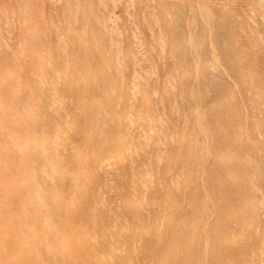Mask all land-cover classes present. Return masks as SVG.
Returning a JSON list of instances; mask_svg holds the SVG:
<instances>
[{
  "label": "rangeland",
  "instance_id": "374dc122",
  "mask_svg": "<svg viewBox=\"0 0 264 264\" xmlns=\"http://www.w3.org/2000/svg\"><path fill=\"white\" fill-rule=\"evenodd\" d=\"M0 126V264H264V0H0Z\"/></svg>",
  "mask_w": 264,
  "mask_h": 264
},
{
  "label": "bare ground",
  "instance_id": "6f19581e",
  "mask_svg": "<svg viewBox=\"0 0 264 264\" xmlns=\"http://www.w3.org/2000/svg\"><path fill=\"white\" fill-rule=\"evenodd\" d=\"M1 127V126H0ZM8 149V148H7ZM11 153L8 151L7 152V150H3V155L4 156H8V155H10ZM3 156V157H4ZM5 158H7V157H5ZM24 158V159H23ZM22 158V162H26L28 159H26L25 160V158L26 157H23ZM10 160V159H9ZM25 160V161H24ZM2 175V174H1ZM4 180V179H3ZM7 186V185H6ZM10 192H11V190H10ZM13 192V191H12ZM10 194V193H9ZM29 196V195H28ZM33 198V197H32ZM32 198H30V199H32ZM36 204V203H35ZM1 207H4V211H5V214H6V216L5 217H7V215L9 216V214H8V209H9V205H8V198L7 197H5L3 200H2V203H1V205H0ZM32 209V208H31ZM2 214H4V213H2ZM58 214H60V213H58ZM7 219H8V217H7ZM38 219V218H37ZM7 221V220H6ZM9 223V222H8ZM3 225V224H2ZM4 225H6V224H4ZM1 226V225H0ZM56 230H58V229H56ZM60 232V231H59ZM57 233V232H56ZM60 234V233H59ZM3 237V236H2ZM64 237V236H63ZM7 238H9L8 236H7ZM58 238V237H57ZM2 239V238H1ZM7 241H8V239H6ZM10 242V241H9ZM9 242H6L5 241V244L6 245H8L9 244ZM68 242V241H67ZM10 244H13V243H10ZM1 246V245H0ZM13 246V245H12ZM15 246V245H14ZM15 254V253H14Z\"/></svg>",
  "mask_w": 264,
  "mask_h": 264
}]
</instances>
